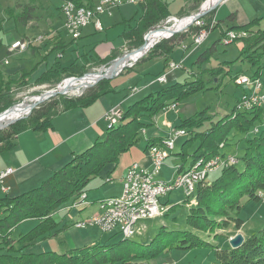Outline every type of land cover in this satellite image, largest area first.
<instances>
[{"label":"trees","instance_id":"obj_1","mask_svg":"<svg viewBox=\"0 0 264 264\" xmlns=\"http://www.w3.org/2000/svg\"><path fill=\"white\" fill-rule=\"evenodd\" d=\"M71 1H74L78 6H92L89 1ZM184 1L188 6L184 10L178 11L176 15H171L167 0H144L139 3L142 11L136 22L129 27L126 26L127 20L123 24L124 28L121 34L130 40L129 47H139L143 42L144 34L152 26H156L169 16L180 17L189 15L192 10L196 12L203 0ZM22 8L21 15H15L12 7H6V11L11 12L9 17L24 24L29 20V17L37 16L33 14L34 7L32 5L24 4ZM215 9L198 19L202 21L201 25L193 23L186 30L160 40L142 58L168 57L186 36H195L201 29L216 28L219 21L214 22L212 27L210 26L213 19L211 15ZM207 14H210L208 19ZM232 16L233 14H229L228 18ZM261 20L262 17H255L244 24L231 25L221 31V37L199 54L196 60L197 64L208 63L212 52L216 50V45L222 41L226 32L243 30L247 32V36L233 40V42L241 41L239 54L234 61L244 55L243 59L249 62L250 66L257 67L249 75L259 77L263 65H261V59L264 56V27L259 26ZM74 40L71 38V41ZM67 44L70 42H55L50 51L62 54L66 51ZM2 45L0 37V47ZM117 55L119 53H112L101 58L95 53L87 51L81 54V61H77L78 57H76L66 65H63L59 58L55 57L51 65L47 66L36 78L35 83H47L53 87L62 77L72 74L82 75L91 65L105 63ZM226 63L223 61L222 65L225 66ZM34 68L35 66L29 70L21 69L20 77L28 78ZM216 68L221 72L222 66ZM240 73L242 71L232 75L231 78L234 80ZM159 74L154 76H159ZM3 75L0 70V112L9 108L14 101L9 85L11 82L8 80L6 82L8 84H6ZM109 81V79L100 80L95 87L79 97L60 95V97L51 99L48 103L34 109L28 119H21L10 124L8 129H0V152L11 148L13 138L18 133L28 128H47L52 116L59 113L60 110L87 106L101 94L114 91L115 87L111 86ZM204 89L208 88L204 87L202 78L197 76L192 81L185 77L183 80L165 85L155 92L147 93L123 108V115L119 121L106 129L102 139L95 140L89 147L74 154L68 162L55 170L38 186L15 196L0 197V264H113L115 262L144 264L150 259L166 254L171 249L195 247L212 249L217 264H264V228L256 234L253 233L243 238V243L236 248H221L214 242L216 237L228 238V235L218 232L219 230H225L230 225L235 228L242 225L243 221L238 216L242 205L241 201L254 198L258 200L260 193L264 192V107L262 106L236 111V113L234 107L231 113L212 122L209 127H204L207 117L199 116L198 114L203 112L201 111L184 117L175 126L184 129L189 134V137L181 143L182 147L191 144L194 140H199L198 146L191 154L190 164L200 157L208 158L217 153L221 154L218 150L219 144L221 142L226 144L225 140L231 129H234L236 133L252 131V136L246 138L245 148L238 158L242 162V168L233 164L223 168L220 174L208 184L199 183L197 185L196 201L189 206L185 216L187 228L166 229V226L161 225L154 237L146 243H139L131 238H122L111 243L96 242L93 245H79V247H72L63 252L52 250L33 252L25 249L27 243L56 236L66 227L65 224L60 225V222L53 217L58 207L72 201L78 192H85V185L94 176H97L107 164L115 165L121 154L137 143L141 129L153 125L152 116H156L166 105L177 104L191 93ZM143 117H147L149 120L144 121ZM255 122L263 125L259 128ZM255 126H257V130L253 132L252 129ZM161 139L162 137L157 136L147 138L146 147ZM179 153L182 157L184 156V152ZM181 162L180 164L183 166L184 159L181 158ZM167 203L168 201L165 204ZM173 209L174 205L170 204L163 215H168ZM27 220H34L35 224L27 231L19 233L16 240L19 247L15 248L12 245L13 230L17 225ZM202 234H207L209 238L212 235V239H204Z\"/></svg>","mask_w":264,"mask_h":264},{"label":"crops","instance_id":"obj_2","mask_svg":"<svg viewBox=\"0 0 264 264\" xmlns=\"http://www.w3.org/2000/svg\"><path fill=\"white\" fill-rule=\"evenodd\" d=\"M63 1L65 0H20L21 7L23 6V4L32 5L34 7L33 14L37 16H32V18L29 17V20H27V22L24 24L23 34L11 40L7 45H4L3 38L0 36L3 44L0 47V70L3 74H12L18 70L25 69L26 63H32L34 60V58L31 57V52L34 53V57L36 58L34 62H38V70H36H41V72L44 71L47 66L51 65V63L49 62V56L52 53L50 49L53 47L54 43L58 41H60L61 43L70 42V44L66 45V51H64V53L69 52V54L74 56V58L78 57L77 61H81V54L84 52L86 53L87 51H89L90 53H95L97 56L104 58L111 55L112 53L120 54L123 48L127 49V46L129 47L128 43L130 40L126 39L121 34L124 28L123 24L127 20L126 26L129 27L133 25L134 22H136V19L139 18L142 11L140 4H123L113 8L111 10V13L100 14L99 19L102 25L101 30L95 29L93 24L90 23L82 29L79 38L71 41L70 35L65 31L62 25L60 6ZM84 1H89L92 5L96 2V0ZM167 1L170 5V1ZM262 1L264 0H221L211 16L214 18L215 22L219 21L216 27L220 26L221 24L222 18L220 19V17L222 15H227L228 18L229 14H233L231 18H228L230 20L233 19L232 24H244L248 20H251L255 17H262L261 13H263V7H261L260 5V2ZM133 6L138 7L134 8ZM187 6L188 4L185 3L184 0H181L179 2V9L177 8L175 10H172L169 6L171 15H176L178 11L184 10ZM258 6L260 8H258ZM3 21L4 20H2V22ZM2 26L3 24L0 27ZM229 26L231 25H228L226 28H228ZM225 29L221 28L220 33ZM112 32L113 34L115 33V35L119 36V39H121L122 42L119 43V46L115 45V41L107 42L110 39L112 35L110 33ZM220 33L217 39L221 37ZM40 35L42 36V39L40 41H35L34 38ZM188 38L190 39L189 42L186 41V39ZM19 39H31V43L28 49L23 51L10 52L8 50L9 44ZM202 43L199 45H195L193 43V36H186L185 39H183L176 46H180L181 48V53L178 58H171V54L173 51L170 55H168V57L155 56L151 58L153 61L155 60L154 67L156 66V74L165 72V70L167 69V64L170 61H182V69L188 71L187 74L183 76V79L185 77H189L190 74L198 68L208 70V68L204 66L206 63L199 65L196 62L199 54L207 48L204 47ZM61 55V53H56V56L62 57ZM11 57H15L13 62L11 61ZM4 59L7 60L6 63H2ZM151 59H144L142 62ZM164 65H166L165 68ZM136 68H141L140 73L137 72L138 70ZM127 69V73L136 72L135 75L129 77L131 78L129 82L127 81L124 84H119L120 82L111 84L112 82L109 81V84L115 87L114 91L101 94L87 106L74 108L72 107L62 111L60 110L59 113L52 116L50 125L47 126V128H28L18 133L13 138V145L11 146V148L0 152V172L7 169L8 167L12 170L9 174L4 176L2 178V181L0 182V197L9 195L15 196L17 194H20L21 192L23 193V191L38 186L55 170L59 169L62 165L68 162L74 156V154L83 151L84 149L89 147L95 140L102 139L105 136V131L108 126L107 121L104 118L107 111L112 107L115 108V106H120L122 109L126 108V106L139 99L135 98V96L141 91H139L138 83L132 81L133 79L140 78V80H147L140 86V88L153 87L155 84V87H153V89L150 91L155 92V90L160 89L165 85L171 84L175 81H181L179 80V78L182 77V75L177 73L178 69H175L166 74V81L164 83H159L155 80L157 76H153L151 79H149V76H145V78L144 76H142L148 68H143L142 66H138L136 64L132 67H128ZM125 70L126 68L116 76L119 77L120 74H122ZM131 81L132 84L129 85ZM132 87H137V91L132 92ZM133 98H135V100ZM166 111L161 109L156 114V116H152L151 121L153 122V125L145 128L143 132L146 139L152 136L163 137L166 134L168 126L165 121L162 122L160 120L165 118V114L163 115V113H165ZM123 154L124 153H122L121 156ZM138 159L139 164L143 165L144 167L150 168L151 159L148 152V146H145L143 155H140ZM117 163L115 165L107 164L106 166V172H108L106 174V181H112L115 179L117 180V182L111 183V185H114L115 188L108 192L107 195H101L95 192L90 198L89 192L86 193V191L88 190L85 189V200L90 201V203H94V206H96V211L92 214L98 212V200L103 198L105 199V197L118 195L121 192L124 174L129 165L132 163L130 162L129 164H127L125 168H123L121 172H119V174L115 173L114 176H112L109 173H112L114 168H116ZM177 163H182L181 159H179ZM4 188H6V190H4ZM167 201L168 203L165 204ZM169 201L170 195L167 196L165 201H162V204L169 207ZM80 215L81 213H77L76 216L73 217V219H68L67 223L64 222L63 224H65V228H69L70 226H72L71 228H75L78 230L87 228V226L75 227L73 225V223L78 219H83V217L81 218ZM90 215L88 213L84 216V218H87ZM165 216L166 215L156 218L158 219L157 223H161L159 225H164L167 227L168 220L164 218ZM147 220H144L145 224V221ZM27 221H24L22 224ZM57 221L60 222V220ZM58 235L55 237L58 238ZM243 237L245 238L244 234ZM94 239L95 238L93 237V235H85L83 237H77V239H74V244H64L65 247L70 246V248L79 247V245L82 246L86 244L93 245V243H95ZM225 239L228 248H231L228 242L229 239ZM42 242L43 241H39L35 244H38L39 247L41 246L40 243ZM218 246L221 247L219 244ZM56 247L59 246L55 245L53 248ZM206 250L207 248L197 247L188 249H176L175 253L170 250L165 255H159L153 259L148 260L144 264H217V260L215 259V257L212 258L211 253L206 252Z\"/></svg>","mask_w":264,"mask_h":264},{"label":"rangeland","instance_id":"obj_3","mask_svg":"<svg viewBox=\"0 0 264 264\" xmlns=\"http://www.w3.org/2000/svg\"><path fill=\"white\" fill-rule=\"evenodd\" d=\"M169 1H170L169 6L172 10H175L177 8L179 9L178 6H179V2L181 0H169ZM220 1L221 0H219V2ZM205 2H206V0H203L199 6H201L202 4H205ZM219 2H218V4H219ZM260 5H261V7H263V13H261L262 20L260 21L259 26L264 27V1L260 2ZM8 6L12 7L13 13L15 15L16 14L21 15L22 14L21 11H23V8H22L23 6L21 7L20 0H14V1L13 0H0V26L3 24L2 28H0V36L3 38L4 45H7L11 40L20 36L24 32V23H22L21 21H15L12 17H9V14H11V12L6 11V7H8ZM133 7L137 8L138 6L137 7L133 6ZM258 8H260V7L258 6ZM7 9H9V8H7ZM209 9H210L209 11L211 12V10H213L214 8L213 9L209 8ZM197 11H198V9H197ZM197 11L193 12V10H192V12L189 15L192 16V14L197 13ZM181 17H183V16L176 17V18H181ZM188 17L181 18L175 22L173 20H171V21L166 22V23H165V21H166V19H165L164 21L157 24L156 26H154V27L152 26V28H155L154 32L151 33L152 37L154 36L155 32H163L164 31L163 28L170 26L171 24L175 25L177 22L182 21ZM206 17H207V19L210 18V14H207ZM220 19L222 20L220 26L214 28L212 31H210L207 34V37L205 38L204 42L202 43V45L204 47H208L209 45L212 44L213 41H215L219 37V33H220L221 28L225 29L228 25H235V24H232L233 19L232 20L228 19L227 15H222L220 17ZM2 20H4L3 21L4 23L2 22ZM163 25H165V26L162 27ZM188 26H186L183 29L179 27V29H181L180 32L185 30ZM151 30H153V29H149L146 33H149ZM110 34H112V35L107 42L115 41V45L119 46V43L122 42L121 39H119V36L115 35V33L113 34V32ZM144 36H143L142 44L144 43ZM162 39H164V38H161L158 41H156L145 52V54L142 55L141 57H139L137 59V61L135 60L131 66L125 67L126 70L122 74H120L119 77H117V76L116 77H114V76L109 77L108 73H107L108 69L112 68L113 62H116V61L122 59V56L127 55L129 52H132L134 49H137L138 47L130 48L127 46V49L123 48L122 52L119 55H117L116 57H114L110 60H107L105 63H100V64H96V63L93 64L92 63L93 65L88 67L87 71L85 73H83L82 75L75 76L72 74L71 76L62 77V79L58 83H56L53 87H51L47 83H42V84L41 83L40 84L35 83L36 78L41 74V70L37 71L38 66H37V63L34 62V60L36 58L34 57V53L31 52L32 53L31 57H33L34 60L32 63H29V64L26 63L25 69L29 70L30 68H33L34 66H35V68L33 70V73L28 78H21L20 77V74H21L20 70L14 72L12 74H5L4 73V75H3V80L5 83L8 82V80L11 82V84H9V85H10V88L12 90V97L14 99L13 104L11 106H14L15 104H18L21 102L24 103V101L31 103L32 102L31 100L34 96L41 95L44 93L45 90L55 88L59 84L63 85L65 82H67L68 80H71V79L72 80L73 79L78 80L80 78L84 79L86 75L95 74V73H100V75H101V73H105L108 76V78H103L100 76L95 82H92L88 85L90 87L85 88L83 91L81 90L82 92L78 91V92L73 93V94L63 92L64 94L58 93L52 97H49L48 99L46 98L44 101L39 102L32 109H28L26 111V113H24L22 115L23 117L16 120L15 122H17L21 119H28L33 114L34 109H36L37 107H40L41 105L48 103L51 99L60 97V95L65 96V97H73V96L79 97L83 93H85L86 91H89V89H91L92 87H95V85L98 82H100V80H102V79H109L110 82H112L111 84H115L116 82H120L119 84H124L127 81L129 82L131 80V78H129V77L132 75H135L136 72L135 73L134 72L127 73L126 72L128 70L127 68L132 67L136 64L138 66H142L143 68H148L147 71L145 73H143L144 75H142V76H144V78H145V76L146 77L149 76V79H151L157 73L156 68H155L156 66L154 67V64H155L154 61L155 60L153 61L151 59V60H146V61L142 62L144 60L142 57L145 56L147 54V52H149L151 50V48ZM145 40H147V37H145ZM189 40H190L189 38L186 39L187 42H189ZM10 44H9V46H10ZM240 47H241V41H239V40H236L235 42H232L230 44H225V45L222 43H219L216 45V50L212 52V56H211L210 60L208 61V63H206L204 65L209 70L200 69V68L195 70V68H194L195 71H193L190 74L191 76L188 77V80L192 81L197 76H199L203 80L204 87H206L208 89L199 90V91H196L194 93H191L190 95H188L183 100H181L180 102L177 103L176 109H174V110L170 109V110H167L165 113H163V115L165 114V118L160 119V120L162 122L165 121L168 128H174L176 125H178L180 123V120L183 119L184 117H188L190 115H193V114H195L197 112H201V111H203V112L198 114V115L207 117L205 120L204 127H209L212 124V122H215L216 120H218V119H220V118H222V117H224V116H226L232 112V110L235 107L234 105L237 103L236 102L237 99H240L242 96V92H243L244 87L242 85H237L235 83V80H233L231 78V76L236 74L237 72H240V71L245 72L247 74H251L257 68L256 66H253V67L250 66V63L243 59L244 55H241L237 59V61H234V59L239 54ZM180 50H181L180 46L174 48V50L171 54V58H178V56L181 53ZM16 51H21V50H16ZM61 56L62 57L56 56V53L52 52L49 56V62L52 63L55 60V57H57V59L59 58L60 62L63 65H65V64H68L74 58V56L70 55L69 52L64 53V54L62 53ZM14 58L15 57H11L12 62L14 61ZM223 61L227 62L225 66L222 65ZM261 61H262L261 65L262 64L263 65L260 69L261 75L259 77L262 80H264V56L262 57ZM6 62H7L6 59H4L2 61V63H6ZM0 63H1V61H0ZM218 66H222L221 72L219 70H217L218 68H216V67H218ZM212 67H214L215 69L212 70L211 69ZM137 70H138L137 72L140 73L141 68H138ZM187 72L188 71H186L184 69H178L177 73L182 75V77H180L179 80L183 79V76L185 74H187ZM78 81H80V80H78ZM132 81H135L138 83L139 91H141L139 94H137L135 96V98H141V96L142 97L145 96L148 92H150L153 89V87H155V84H154L153 87H148V88L141 87L140 88V86L145 81H147L145 79L140 80V78H135ZM132 81L129 83V85L132 84ZM6 84H8V83H6ZM80 89H82V87H80ZM79 92H81V93L78 94ZM135 98H133V99L135 100ZM125 105H127V104H125ZM236 111L237 110L234 109L235 113H236ZM122 115H123V113L121 114V116ZM142 119L144 121L149 120L147 117H143ZM15 122H13V123H15ZM13 123H11V124H13ZM255 123L257 126H259V128L263 125L262 123H257V122H255ZM9 125H6L2 129H8ZM257 126H255V127H257ZM252 130H254V129H252ZM251 136H252V131L251 132L249 131L247 133H236V131L234 129H231L230 132L227 134V138L225 140L226 144H224L225 142L224 143L221 142L219 144L218 150L221 154L224 153L223 154L224 156L231 155L232 156L231 158L235 159L233 161L234 163H231V164L229 163V166L236 164V166L238 168H242V162L238 158L243 153V150H244L245 145H246V138L251 137ZM188 137H189V134L185 133L183 136H181L176 141L174 149L172 150L170 155H168L165 158V161L162 165L161 172L158 175H156V178L169 180L172 176V172L174 171L172 166H174L179 161V159H181V158L184 159V162H183L184 166H187L189 164V162L192 160L191 154L196 149V147L198 146L199 140H194L191 144L184 145V147H182L181 143L184 140H186ZM145 139L146 138L144 137V134L142 132H140L139 140L137 141V143L132 145L126 152H124V154L122 156L119 157L116 168H114L112 173H109V174H111L112 176H114L115 173L119 174V172H121V170L123 168H125V166L127 164H129L130 162L131 163H134V162L138 163V161H139L138 157L140 155H143V153H144V148L146 146V140ZM179 152H184V156L182 157V155ZM176 158H177V160H176ZM106 166L100 171L99 175L94 176V178L89 180V182L85 185L84 190L85 189L88 190V191H86V193L89 192L90 198L93 195V193H95V192H97L98 194H101V195H104V194L107 195L108 192H110L111 190H113L115 188V186L111 185V183L117 182L116 179L112 180V181H106L107 180L106 174L108 173V172H106ZM223 168H225V167H223ZM222 169L210 172L207 175V180H209V182L213 181V179L216 178L220 174ZM209 182H207V183L201 182V184L205 185V184H208ZM79 193H81V192H78L77 194H79ZM169 195H170L169 204H173L174 209L171 210L168 213V215H166L164 217L166 220H168V223H167L168 225H167L166 229H185V228H187V226L185 225V216L188 212L189 206H187L186 202L182 203V201H184V199H185L183 190L181 188L174 189L167 196H169ZM167 196L160 197L159 198L160 203H162V201H165ZM94 200H96V199H94ZM91 201H93V200H91ZM241 204L242 205L239 209L238 216L243 221L242 225L239 226V228H235L233 225H230V227H228L227 229L218 231L220 233L228 235V239L230 237H232L237 232H239L241 234L243 233L245 235V237H248V236L252 235L253 233L256 234L260 229L264 228V192L260 193V198L258 200H256L255 198L251 199V200L243 199V201H241ZM65 205L66 204H64L61 207H58V209L54 213V218L56 220H60V222H61L60 225H62L64 222L67 223L68 219H73V217H75L77 213H81V215H80L81 218L83 217V219H85L84 216L86 214L89 213V215L90 214L92 215V213H94L96 211V206H94V203H90V201H87L85 204H80L78 207H73L72 209H69V210L63 208ZM62 208H63V210H61ZM79 210H81V211H79ZM145 222L147 224V229L140 234L133 235V237H131V239H133L139 243H146L152 237H154V235L158 231L157 229H159V227L161 226V225H159L161 223H157L158 222L157 218L149 219ZM22 223L20 225H17L15 227V229L13 230L12 245L15 248L19 247V245L16 242V240L19 236V233L21 231H27L30 227H32L35 224V221L29 220V221L25 222L24 224H22ZM71 227L72 226H70L69 228H64L63 230H61L60 233H58L59 235L57 234L58 238H56L55 236H51L45 240H42L43 242L40 243L41 246H39V247H38V244H35L36 242H39L37 240L32 241L30 243H27L25 249L28 251H33V252H39L42 250H44V251L52 250V251H57V252H63L65 250H67L68 248H70V246L65 247V244H67V245L74 244L73 243L74 239H77V237H83L85 235L86 236H92L93 235V237L95 238L94 239L95 243L96 242H99V243L117 242L118 240L123 238V236L117 230H114L112 232H102V231H100V229L98 227H95V226H92V228H91V226H87V228H82L79 230L75 229V228H71ZM202 236H203V238L205 237L204 239H208V240L212 239V235L210 238L207 234H202ZM225 240H226L225 238L216 237L214 242L219 244L221 246V248H228ZM55 245L56 246L58 245L59 247L53 248ZM171 250L173 251V253H175V251H176V249L175 250L171 249ZM206 252L211 253L212 258L214 257L212 249L207 248ZM163 255H165V254H163ZM160 256H162V255H160ZM113 264H120V263L115 262Z\"/></svg>","mask_w":264,"mask_h":264},{"label":"built area","instance_id":"obj_4","mask_svg":"<svg viewBox=\"0 0 264 264\" xmlns=\"http://www.w3.org/2000/svg\"><path fill=\"white\" fill-rule=\"evenodd\" d=\"M144 0H96L90 6H78L71 0H65L60 6V14L62 16V25L71 38L77 39L81 35L82 29L92 23L95 29L101 30L102 25L99 15L103 13H111V10L123 4H139ZM185 16L181 17L184 18ZM176 16H169L166 22L179 20ZM215 20L212 19L211 27ZM193 23L201 25L202 21L196 19ZM163 25L162 27H164ZM184 26L183 28H185ZM182 28V29H183ZM149 33L155 30L151 28ZM187 29V28H186ZM185 29V30H186ZM181 30V29H180ZM184 31V30H183ZM210 32L208 29H201L198 34L193 36V43L199 45L207 37ZM145 34V37L149 35ZM170 35L169 37H171ZM247 32L243 30H229L222 37V44H230L234 39L246 37ZM42 36L34 38L40 41ZM31 39H19L12 42L8 48L10 52L16 50H25L29 47ZM138 59V58H137ZM136 59V61H137ZM135 60L124 63L118 69L108 74L109 77L118 75L121 70L127 66H131ZM182 61H170L167 64L165 72L156 77V81L164 83L166 74L175 69H182ZM237 85H242L243 92L240 99L235 104L237 111L250 110L253 107H264V80L260 77L251 76L247 73H240L234 79ZM90 87V86H88ZM87 88V87H86ZM84 89H82L83 91ZM81 91V92H82ZM132 92L137 91V87L131 88ZM79 92L78 94H80ZM64 94V93H63ZM77 94V95H78ZM176 104L166 105L163 110L175 109ZM123 109L120 106L110 108L104 118L107 121V128L115 125L119 121ZM142 130V129H141ZM257 127L254 128V132ZM144 132V128L141 131ZM186 131L182 128H168L162 139L148 146V152L151 159L150 168L144 167L139 163H132L127 168L123 180L121 192L118 195L105 197L97 201L98 212L88 216L85 219L77 220L73 223L75 227L97 226L102 232H112L117 230L123 238H131L135 234H140L147 229L144 220L153 219L167 211L168 207L160 203L159 198L167 196L171 191L181 188L184 193V202L187 206L195 203V190L199 183L209 182L207 175L210 172L228 167L229 163H234L231 155L214 154L212 157H200L187 166L176 163L173 168L172 176L169 180L156 178L161 172L165 158L170 155L175 147V142L183 136ZM12 170L7 169L0 172V182L2 178L9 174ZM6 190V188H4ZM85 192L79 193L72 201L68 202L63 208L72 209L80 204H85ZM186 200V201H185ZM183 202V201H182ZM63 208L61 210H63Z\"/></svg>","mask_w":264,"mask_h":264},{"label":"bare ground","instance_id":"obj_5","mask_svg":"<svg viewBox=\"0 0 264 264\" xmlns=\"http://www.w3.org/2000/svg\"><path fill=\"white\" fill-rule=\"evenodd\" d=\"M219 0H206L205 4H202L200 7L202 11H206L209 8L214 7ZM192 19V16H189L188 18L177 22L175 25L169 27V28H163V32H155L154 36L152 37V34L154 31H152L148 36L146 40V45L136 49L127 55H125L122 59L118 60L112 68L108 69L107 73L110 74L112 73L115 69H118L121 65L124 63L133 61L137 59L138 57H141L142 55L145 54V52L159 39L164 38V37H169L175 30H178L179 27L183 28V26L187 25ZM177 21V20H176ZM155 37V38H154ZM100 73H95V74H89L86 75L85 78H80L77 79H71L65 82L63 85L59 84L58 90L61 92L65 93H76L78 91H81L82 89H85L88 87V85L92 82H95L99 77ZM82 87V89H80ZM43 95H36L32 98V102H39L42 99ZM30 102L24 101L18 104H15L12 106L9 110L5 111L4 113L0 114V127H3L4 124H7L10 121H13L14 119L22 116L28 109H30Z\"/></svg>","mask_w":264,"mask_h":264},{"label":"water","instance_id":"obj_6","mask_svg":"<svg viewBox=\"0 0 264 264\" xmlns=\"http://www.w3.org/2000/svg\"><path fill=\"white\" fill-rule=\"evenodd\" d=\"M217 4H218V3H217ZM217 4H216L213 8H215V7L217 6ZM213 8H211V9H213ZM209 10H210V9H208V10H206V11H202L201 7L199 6L197 13L192 14V19H191V21H190L186 26L193 24V22H194L196 19H199L202 15H204L205 13H207ZM188 16H191V15H186L185 17H188ZM172 25H173V24H171L170 26H172ZM170 26H167V27H165V28H169ZM178 31L180 32V29H179V30H175L171 35H173L174 33L178 32ZM164 38H168V37H164ZM145 45H146V40H145V36H144V43H143L140 47H138L137 49H139V48H141V47H143V46H145ZM134 50H136V49H134ZM134 50H133V51H134ZM129 53H130V52H129ZM124 56H125V55H124ZM124 56H122V58H123ZM120 58H121V57H120ZM138 58H139V57H138ZM135 60H136V59H135ZM116 62H117V61H116ZM116 62H113L112 65H114ZM101 77H103V78H108V76H107L105 73H101ZM58 86H59V85H57L55 88L45 90L44 93L41 94V95H43V97H42V99H41L39 102H42V101H44L46 98L48 99L49 97H52V96H54V95H56V94H58V93H59V94H60V93H63V92H61V91H59V90L57 89ZM39 102H37V103H36V102H31V103L29 104V105H30V109H32L33 107H35ZM11 107H12V106H11ZM11 107L7 108L6 110L2 111L1 113H4L5 111L9 110ZM1 113H0V114H1ZM22 117H23V116L18 117V118H16V119H14L13 121H10V122H8L7 124H4V126H3V127H0V129L4 128L6 125H9V124L15 122L16 120H18V119H20V118H22ZM243 238H244L243 235H242L241 233H239V232L235 233L232 237H230L229 240H228V242H229L231 248L239 247V246L243 243V241H244Z\"/></svg>","mask_w":264,"mask_h":264}]
</instances>
